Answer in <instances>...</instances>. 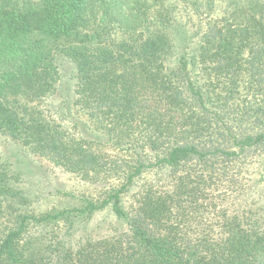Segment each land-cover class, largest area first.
<instances>
[{
    "label": "trees",
    "instance_id": "1",
    "mask_svg": "<svg viewBox=\"0 0 264 264\" xmlns=\"http://www.w3.org/2000/svg\"><path fill=\"white\" fill-rule=\"evenodd\" d=\"M263 187L264 0H0V264H264Z\"/></svg>",
    "mask_w": 264,
    "mask_h": 264
},
{
    "label": "rangeland",
    "instance_id": "2",
    "mask_svg": "<svg viewBox=\"0 0 264 264\" xmlns=\"http://www.w3.org/2000/svg\"><path fill=\"white\" fill-rule=\"evenodd\" d=\"M37 161L46 170V171L44 170L43 173L44 174L46 173L48 175L50 181L51 182L55 181L56 184L61 185L64 191L70 194L69 197L62 195L60 198H52L50 200L45 201L41 207L42 210L54 206L63 207L71 204H79V202L75 200L76 198L75 199L72 198L74 197L80 198L81 196L89 195L94 191L93 188L90 189L91 185L88 183V181L81 179V177L76 174L65 171L61 167L55 166L48 159L40 157L37 158ZM262 189L264 192V187ZM256 194L258 193L255 192L252 195H256ZM240 201H241L240 199L235 201V205L236 203L238 204ZM95 219L101 222L106 221V223H111L113 221V216L109 211L106 210L99 213Z\"/></svg>",
    "mask_w": 264,
    "mask_h": 264
}]
</instances>
